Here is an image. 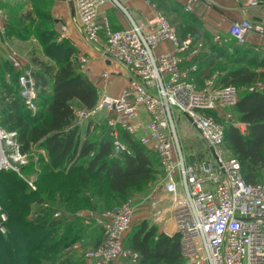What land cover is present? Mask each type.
I'll return each mask as SVG.
<instances>
[{"label":"built area","instance_id":"2783aa9c","mask_svg":"<svg viewBox=\"0 0 264 264\" xmlns=\"http://www.w3.org/2000/svg\"><path fill=\"white\" fill-rule=\"evenodd\" d=\"M67 1L72 6L71 19L84 40L95 47L103 61L117 63L128 73L127 84L117 96L104 95L93 109L82 110L78 120L104 113L110 126L113 155L129 151L122 132L134 136L156 155L161 172L139 204L150 203L154 220H160L165 210L163 202L170 204L175 233L180 236V253L188 264H264V182H245L240 161L219 151L225 127L215 118V112L227 108L226 116L233 121L232 113L239 99L237 87L214 88L210 78L202 90L195 88L190 73L196 66H182L191 38L181 40L170 19L155 4L147 1L151 11L137 16L124 0ZM237 1L254 8L262 0ZM107 4L125 16V27L113 29L105 17L99 16V10ZM184 9L190 11L192 7L187 4ZM5 18L0 9V52L16 73L18 96L34 113V65L1 39ZM226 34L236 43L246 44L251 34L264 38V23L243 17L231 22ZM214 40L223 43L219 35H214ZM76 61L86 71L89 57L79 53ZM112 74L115 72L102 71L100 76L109 79ZM244 88L249 92L264 91V83L256 79ZM177 114L190 118L188 121L204 142L209 157L184 151L177 133ZM233 125L245 133L246 123L237 120ZM189 155H194V162L189 161ZM28 162V153L21 151L16 132L5 130L0 124V171H15L35 190V179L20 173V167ZM134 211L130 199L94 217L79 213L85 219L93 217L102 231L100 242L84 253L86 264H115L125 258L137 263L138 252L124 247V238L133 226ZM62 214L57 210L54 216ZM6 219L1 211L2 233Z\"/></svg>","mask_w":264,"mask_h":264},{"label":"trees","instance_id":"16d2710c","mask_svg":"<svg viewBox=\"0 0 264 264\" xmlns=\"http://www.w3.org/2000/svg\"><path fill=\"white\" fill-rule=\"evenodd\" d=\"M40 5L42 10L45 3ZM174 8L175 12H181L175 0ZM180 14L196 20L187 12ZM29 16L30 13H26L20 18L26 21ZM40 20L43 27L37 26L34 31L45 44L53 33H48L47 21L41 17ZM192 30L203 34L198 28ZM72 45V42L63 45L59 41L46 45L45 52L51 63L33 58L37 66L34 113L11 88L8 94L4 93L6 96L0 97L2 124L16 132L21 151L36 145L47 156V159H38L35 190L15 171H0V206L7 216L3 222L5 232L0 231V264H81L78 261L81 257L72 246L84 236L87 227L83 224L84 217L77 212L82 208L95 210L97 206L88 201L91 197L77 195L79 190L93 183L96 185L94 195L99 197L105 192L106 198L125 199L155 180L161 172L156 155L131 134L121 133L129 151L113 156L109 131L89 138L91 124L83 131L76 122V106L89 111L97 104L99 95L88 76L71 59ZM201 57L202 63L194 64L197 77H202L203 72L209 71L219 60L227 59L233 65L219 76L223 85L250 84L259 78L258 69L264 68V48L255 49L249 43L215 44L198 58ZM234 111L238 120L247 124L246 131L242 133L238 127L227 124L224 140L240 161L245 182L258 183L257 171L264 168V91H243ZM105 121L102 119L99 127ZM33 165L32 160L20 169L29 172ZM57 210L63 213L59 217L54 216ZM124 247L138 252L139 259L133 264L186 262L180 253L179 234L159 232L156 225L147 220L132 226L124 238Z\"/></svg>","mask_w":264,"mask_h":264},{"label":"rangeland","instance_id":"374dc122","mask_svg":"<svg viewBox=\"0 0 264 264\" xmlns=\"http://www.w3.org/2000/svg\"><path fill=\"white\" fill-rule=\"evenodd\" d=\"M144 3H147V1H150V3L155 4L156 8L163 12L173 23L175 27L178 29L179 37L181 40L187 38L190 36L191 43L189 45V48L187 50V53L185 55V62L184 67L189 68L191 65H198V62L203 61V58H198L202 53L208 52L210 50V47L212 45H221L219 42L214 40V36L206 30L205 26L198 20H190L187 16H182L180 14L181 12H175L174 8V0H142ZM44 2L45 6L42 10L39 9L41 7V3ZM124 2V1H123ZM260 7L264 9V0L261 1ZM71 3L67 0H3L0 2V9H2L3 13L5 14L6 18L4 20V28L5 31L3 33V36L1 37L2 40L8 42L12 48L18 52L22 56L28 57L32 64L34 65V72L37 70L36 64L33 62V58L36 57L38 60L45 61L47 63H51L50 59L46 55L47 52H45L46 45H50L53 42H60L63 45L69 44V42H72L73 46V55L71 56V59L75 62L76 57L79 53H87L89 57H94V60L102 61L103 59L99 55V53L96 51V49L93 47L95 52H92L93 50L91 48L88 49L89 43L84 40V38L81 35L80 30L78 29L75 22L71 19L72 18V8ZM41 12V14H40ZM26 13H30L29 19L24 21L21 20L20 16H23ZM40 17L42 19H45L47 21L46 28L48 33L52 32V39L47 40L45 44H42L41 41L37 38L36 32L34 31L37 26L43 27ZM189 22V24H188ZM191 28H198L200 31L203 32L200 33L199 30L196 32L195 30L191 31ZM220 39L223 43H236L233 39H230L225 31L219 33ZM1 49H3L1 47ZM57 49H53V52L56 53ZM198 58L197 60H195ZM91 60V59H90ZM199 60V61H198ZM101 62V63H102ZM79 69L82 73H86L85 70L80 68V64L76 63ZM102 67L105 65L102 63ZM230 63L227 62V59L219 60L214 67H212L209 71H204L202 77H197L196 75V68L193 72L190 73V76L194 82V86L197 90H202L206 84L205 81L207 79H212L213 87L219 88L221 86H224L219 82V76L223 73V71L229 67H231ZM116 68V66H115ZM117 69V68H116ZM102 71H106L105 68L101 69V71H98L96 73L95 78L90 81L95 86L96 91L98 92L99 98H102L104 95L115 97L119 93V90L116 86L113 85L114 80L116 77L110 76L109 79H103L100 76V73ZM259 73V79L264 83V70L258 72ZM122 74V73H120ZM209 74V75H208ZM126 78V77H125ZM121 81V80H120ZM16 80V74L14 69H12L10 63L8 62L7 58L0 52V97H3V95L8 94V89L11 88L17 95L18 93V85ZM113 85V86H112ZM117 85V84H116ZM238 89V95H240L243 91H245V85H235ZM124 86H122L123 88ZM5 93V94H4ZM6 96V95H5ZM98 102V101H97ZM1 98H0V124H2V115H1ZM76 122H78L84 131L85 128L90 123V129H89V138L102 135V133L109 131L110 132V126L107 123V120L105 121L104 125L100 126V121L105 118L104 113H100L96 115L93 118H87L78 120V115L83 109H79V107L76 106ZM216 117L219 121H221L224 124V127L227 126V124H233L237 123L238 117L235 113V111L232 113L233 121L227 118L228 109L223 108L220 112H215ZM219 113V115H218ZM223 116V117H221ZM239 121V120H238ZM240 122V121H239ZM176 124H177V133L179 137V141L186 153H196L197 155L204 157H209L210 154L207 151L204 142L194 129V127L191 125V123L182 115H176ZM3 128H5L3 126ZM5 130H7L5 128ZM134 137V136H133ZM219 151L221 154L225 157H236V154L234 153L233 149L228 145V143L224 140V142L219 146ZM28 153V163H30L33 160V168L32 171L25 172L21 171L20 173L27 179H30L28 177H33L35 179L37 177V174L39 173V165L38 159L39 157H43L44 159H47L46 152L36 146L32 145L31 148L26 151ZM114 153L111 152V155ZM118 155V154H116ZM113 155V156H116ZM9 170V169H8ZM2 171V170H1ZM13 171V170H12ZM27 174V176H26ZM33 175V176H30ZM157 178V177H156ZM25 181V180H24ZM154 181V180H153ZM153 181H150L148 184L145 185L140 191H136L133 193H130L126 196L125 199H112L111 197L106 198L105 192L102 194V196H96L94 195V188H96V185L92 183V186L87 185L86 187L79 190L77 195H80V193L83 196H89L92 198V200H88L93 203L94 206H97V208L94 209H80L77 212L84 214H91L93 217L100 213L103 209L106 210L108 207L111 208L112 206L116 204H120L124 201L133 199V204L135 205V212L139 211L138 208L145 206L140 205L145 196L148 194V190L150 189V186ZM256 181L258 182H264V168L259 169L257 171V178ZM98 187V186H97ZM107 196V195H106ZM148 202V201H147ZM140 203V204H139ZM163 207H165V210L161 214L160 220H154L153 214L150 216L148 215L146 219L149 224H152L156 222L157 229H161L163 232H167L168 234L172 235L174 234L175 228L172 222L171 218V211H170V204L167 201L163 202ZM168 208V210H166ZM153 210V209H152ZM104 211V210H103ZM79 216V215H78ZM83 217V216H82ZM91 219H85L83 218V224L85 227H87L86 232L84 236H82L81 239H79L77 242H75L73 245L77 244L76 248H74V252L79 258L78 261H81V264H86L84 261V253L96 246L100 240L102 231L101 228ZM141 216H137L136 222L134 223H140ZM155 221V222H154ZM94 222V223H93ZM137 224H133V226H136ZM83 229V228H82ZM73 248V246H72ZM83 260V261H82ZM132 263L127 258L123 259L121 261V264H129ZM133 264V263H132ZM179 264H188L187 262H181Z\"/></svg>","mask_w":264,"mask_h":264},{"label":"crops","instance_id":"0c3cea01","mask_svg":"<svg viewBox=\"0 0 264 264\" xmlns=\"http://www.w3.org/2000/svg\"><path fill=\"white\" fill-rule=\"evenodd\" d=\"M175 1L179 3L182 13L187 12L190 15H192L191 17L200 21L205 26L206 30L211 32L213 36L219 35V33L223 31L226 32V29L231 22L235 20H239L243 17L250 18L251 20L256 22L264 23V9L262 7L260 6L254 8L246 7L245 5H243L241 1H237V0H175ZM124 3L137 16L141 13H149L151 11L149 5L147 3H144L142 0H124ZM187 4L191 5L192 10L185 11L184 7ZM99 16L105 17L109 21L113 29L123 28L127 25V20L125 16L121 13L119 9L112 6L111 4H107L101 7V9L99 10ZM248 43L251 44L255 49L264 48V38L258 37L257 35L254 34H251L249 36ZM88 45H89L88 49L90 50L91 48L93 49L94 47L93 45L91 44ZM163 47H166V45H163ZM91 51L95 52L94 49ZM80 54H84L87 57H89L87 53L83 52ZM101 62L98 60H94V57H92L91 55V58L89 57V62L86 67L87 76L92 80L93 78H95L96 73H98V71H101V69L104 68L106 71L112 73L115 72V74L111 75V76L114 75L113 77H116V79L113 82V85L116 86L120 92L122 86H125L127 84L129 77L128 73L117 63L103 61L102 63L105 66L102 67L103 65ZM115 66L117 69L115 68ZM182 66L183 68L186 69V67H184V64ZM262 70H264V68H259L258 72ZM28 178H33V177H28ZM137 210L139 211L135 212L133 215V224H138V223H134L136 222L135 217L137 218V216H141L140 218L142 219H140V221H143L144 219L148 218L147 217L148 215L150 216V214L151 215L153 214V210L149 202H147V204H145L143 208L140 207ZM158 231L160 232L161 229H158ZM121 261H118L115 264H121Z\"/></svg>","mask_w":264,"mask_h":264},{"label":"water","instance_id":"95a60500","mask_svg":"<svg viewBox=\"0 0 264 264\" xmlns=\"http://www.w3.org/2000/svg\"><path fill=\"white\" fill-rule=\"evenodd\" d=\"M187 118H188V117H187ZM188 120L191 121L190 118H188ZM188 159H189L190 162H194L195 157H194V155H189V156H188Z\"/></svg>","mask_w":264,"mask_h":264}]
</instances>
